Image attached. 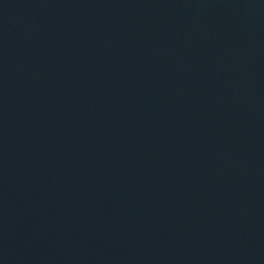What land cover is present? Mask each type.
I'll list each match as a JSON object with an SVG mask.
<instances>
[{
    "label": "water",
    "instance_id": "obj_1",
    "mask_svg": "<svg viewBox=\"0 0 264 264\" xmlns=\"http://www.w3.org/2000/svg\"><path fill=\"white\" fill-rule=\"evenodd\" d=\"M0 264H264V0H0Z\"/></svg>",
    "mask_w": 264,
    "mask_h": 264
}]
</instances>
